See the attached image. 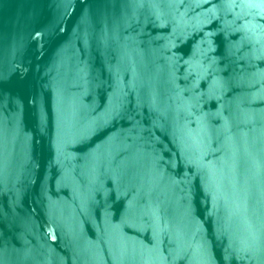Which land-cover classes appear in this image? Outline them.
Segmentation results:
<instances>
[{
	"label": "water",
	"instance_id": "95a60500",
	"mask_svg": "<svg viewBox=\"0 0 264 264\" xmlns=\"http://www.w3.org/2000/svg\"><path fill=\"white\" fill-rule=\"evenodd\" d=\"M0 264H264V0H0Z\"/></svg>",
	"mask_w": 264,
	"mask_h": 264
}]
</instances>
